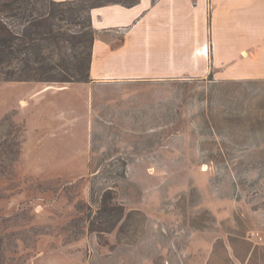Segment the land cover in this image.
Listing matches in <instances>:
<instances>
[{"label":"rangeland","instance_id":"374dc122","mask_svg":"<svg viewBox=\"0 0 264 264\" xmlns=\"http://www.w3.org/2000/svg\"><path fill=\"white\" fill-rule=\"evenodd\" d=\"M85 101L77 137L31 143L76 161L48 172L5 115L39 102L0 86V264H264V76L98 86L89 131Z\"/></svg>","mask_w":264,"mask_h":264},{"label":"crops","instance_id":"0c3cea01","mask_svg":"<svg viewBox=\"0 0 264 264\" xmlns=\"http://www.w3.org/2000/svg\"><path fill=\"white\" fill-rule=\"evenodd\" d=\"M91 19L95 40L90 82L62 86L43 82L0 83L27 87L29 99L39 102L36 109L25 115L17 110L5 113L13 112L14 120L26 125L31 166L44 164L50 172L58 164L76 162H53L41 159L42 155L32 156L31 143L36 142L43 151L50 140L63 145L67 139L77 137L85 120L78 109L83 100L88 108L89 131L93 94L98 86L210 76L217 80L264 76L260 31L264 0H135L130 5L117 3L94 8ZM20 103L29 107L26 98ZM45 103L48 109L40 108ZM32 116L42 122L33 124Z\"/></svg>","mask_w":264,"mask_h":264},{"label":"trees","instance_id":"16d2710c","mask_svg":"<svg viewBox=\"0 0 264 264\" xmlns=\"http://www.w3.org/2000/svg\"><path fill=\"white\" fill-rule=\"evenodd\" d=\"M117 3L0 0V83L90 82L95 40L91 11Z\"/></svg>","mask_w":264,"mask_h":264},{"label":"bare ground","instance_id":"6f19581e","mask_svg":"<svg viewBox=\"0 0 264 264\" xmlns=\"http://www.w3.org/2000/svg\"><path fill=\"white\" fill-rule=\"evenodd\" d=\"M205 50V49H204ZM210 50V49H209ZM207 51H208V47H207ZM203 52V51H202Z\"/></svg>","mask_w":264,"mask_h":264}]
</instances>
